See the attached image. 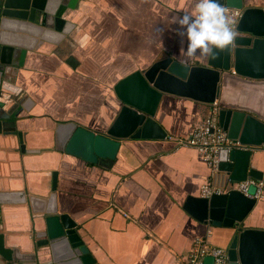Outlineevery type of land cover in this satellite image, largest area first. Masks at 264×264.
Returning <instances> with one entry per match:
<instances>
[{
  "label": "crops",
  "instance_id": "0c3cea01",
  "mask_svg": "<svg viewBox=\"0 0 264 264\" xmlns=\"http://www.w3.org/2000/svg\"><path fill=\"white\" fill-rule=\"evenodd\" d=\"M242 1L264 9V0ZM192 4L76 0L68 16L72 26L58 44L43 43L27 52L21 64L19 58L9 64L0 79V95L17 116L15 133L21 132L25 148L20 150L15 133L8 139L0 136V233L5 246L32 251L30 236L40 227L55 173L57 209L75 221L98 264H184L196 237L207 236L211 244L226 247L229 229L199 221L184 208L187 197L204 196L208 166L194 148L177 147L168 138L186 137L209 104L165 94L156 119L166 137L122 138L107 165L66 152V140L57 145L54 134L56 125L67 121L95 133L105 131L119 107L114 83L157 57L203 61L206 56L186 60L182 37L171 22ZM220 103L244 107L264 120V79L227 73ZM248 167L264 181V146L252 149ZM228 175L219 170L216 178L227 181ZM244 225L264 229V193Z\"/></svg>",
  "mask_w": 264,
  "mask_h": 264
},
{
  "label": "water",
  "instance_id": "95a60500",
  "mask_svg": "<svg viewBox=\"0 0 264 264\" xmlns=\"http://www.w3.org/2000/svg\"><path fill=\"white\" fill-rule=\"evenodd\" d=\"M222 2L241 9L235 40L229 47L216 58L206 56L195 64L165 55L146 67L131 71L112 87L119 107L107 129L95 133L74 121L58 123L54 130L57 145L65 139L66 152L107 165L114 158L122 138L166 137L156 119L165 94L211 104L218 102L220 84L227 73L246 79H264V9L244 6L242 0ZM75 5L76 0H0V79L16 58L21 64L27 52L36 50L41 44H58L69 33L72 23L68 16ZM5 105L6 100L0 95V136L8 139L15 133L17 116ZM217 116L228 138L242 146L222 148L218 169L228 172L229 180L258 179L259 172L248 164L252 149L264 146V120L244 107L223 103L219 104ZM15 134L23 151L21 132ZM52 175L51 192L41 211L40 227L30 236L32 251L5 246L0 233V264H98L78 234L75 221L67 213L58 211L55 173ZM254 204L255 199L230 190L210 196L187 197L184 208L199 221L230 230L225 247L228 264H264V229L244 225ZM211 263L212 258L206 256L204 264Z\"/></svg>",
  "mask_w": 264,
  "mask_h": 264
},
{
  "label": "built area",
  "instance_id": "2783aa9c",
  "mask_svg": "<svg viewBox=\"0 0 264 264\" xmlns=\"http://www.w3.org/2000/svg\"><path fill=\"white\" fill-rule=\"evenodd\" d=\"M227 13L233 19V29L236 33L235 27L237 20L241 14V9L225 5ZM206 115L202 120L195 124L186 137H172L177 147L185 146L194 148L198 156L206 163L210 170V179L201 186V192L204 196H210L214 193H224L230 190L240 192L246 197L259 199L264 193V181L262 179H255L247 177L244 180L234 181H220L217 180L216 175L219 171V151L222 148L227 150L232 147H242L238 141H233L228 138L226 132L220 127L218 123V109L217 102L209 104ZM210 256L212 258L211 264H228L226 248L211 244L207 236L196 237L190 246L189 252L186 256L184 264H204V258Z\"/></svg>",
  "mask_w": 264,
  "mask_h": 264
},
{
  "label": "clouds",
  "instance_id": "9594fccd",
  "mask_svg": "<svg viewBox=\"0 0 264 264\" xmlns=\"http://www.w3.org/2000/svg\"><path fill=\"white\" fill-rule=\"evenodd\" d=\"M171 22L182 37L186 60L203 56L214 59L235 40L233 19L222 0H193L191 10L174 15Z\"/></svg>",
  "mask_w": 264,
  "mask_h": 264
}]
</instances>
